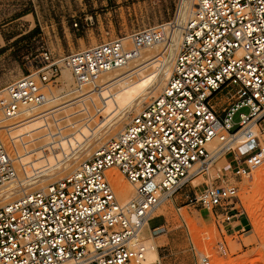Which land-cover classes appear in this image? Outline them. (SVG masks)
Listing matches in <instances>:
<instances>
[{
    "label": "built area",
    "instance_id": "obj_1",
    "mask_svg": "<svg viewBox=\"0 0 264 264\" xmlns=\"http://www.w3.org/2000/svg\"><path fill=\"white\" fill-rule=\"evenodd\" d=\"M175 40L162 90L116 135L57 180L0 206V264H143L140 234L145 225L158 233L149 227L153 214L227 156L229 173L217 172L220 184H205L188 203L218 223L232 220L238 188L226 178L249 179L264 166L255 132L264 134V0H177L169 21L127 38L61 58L38 53L27 74L0 89V189L19 188L71 163L85 142L63 148L80 125L102 119L104 103L95 100L101 76L148 47L158 44L164 54ZM64 69L73 83L54 93L65 86ZM225 96L230 102L221 109ZM36 120L38 134H15ZM36 155L58 163L31 172L24 159ZM112 168L133 188L124 203L107 178ZM200 264H211L209 257Z\"/></svg>",
    "mask_w": 264,
    "mask_h": 264
},
{
    "label": "rangeland",
    "instance_id": "obj_2",
    "mask_svg": "<svg viewBox=\"0 0 264 264\" xmlns=\"http://www.w3.org/2000/svg\"><path fill=\"white\" fill-rule=\"evenodd\" d=\"M176 3L177 0H0V89L27 74L31 70L30 62L43 50H48L55 58H61L101 42L127 38L134 32L169 21L175 12ZM157 48L143 50L139 60L128 67L137 72L131 76L134 84L122 99L120 97L116 101L110 98V93L107 94V89L104 90L106 86L99 89L96 101L105 96L103 100L106 101V106L104 108L107 111L104 109L102 119L95 126L90 125L87 128L80 125L78 132L81 131L80 129L83 130L81 131L82 137L75 135L70 139L72 147L85 142L86 145L79 154L83 153L86 148H91L79 158L83 156L85 159L100 144L116 135L131 115L141 110L162 90L165 80L154 95L148 92L150 85L147 86L146 83L152 79L153 81L158 79L163 68V64H159L160 60L151 65L145 62L150 56L159 55L161 47L157 46ZM140 73H142L143 80L137 82L135 77ZM62 80L65 86L53 88L54 93L69 88L73 83L72 79L71 82H67L63 76ZM136 98L141 101L140 107L137 110L134 106L129 108L133 99ZM229 102V97L225 96L218 106L223 109ZM118 112L126 114V117L117 127L119 129L110 130L109 128L118 118ZM234 121H238L237 115ZM40 126L41 122L38 120L25 123L16 129L15 134L34 136L39 133ZM86 129L89 131L88 134ZM95 129L96 133L99 132L98 136L88 141ZM256 134L264 145V134H258L257 129ZM98 137L101 139L98 140ZM71 143L68 144V150L63 148L64 152L72 148ZM38 157L39 155L33 159L26 157L24 161L29 163L30 170L45 171L50 160L45 162L48 163L46 165L42 163L43 161H39L42 156L39 159ZM76 157L73 160H76ZM79 158L77 161L72 160L73 163L67 171L76 166L73 164L78 162ZM230 160V156L217 160L207 176L194 179L153 214L154 218L149 222V227H157L156 233H158L153 236L151 230L144 229L141 235L144 244L146 242L149 244L152 240L156 245L158 260L153 264H200L202 256H208L211 264H264V166L254 172L249 179L226 178L238 188L236 211L232 214L238 215V218L243 220V231L241 232L236 233L241 227L233 230L227 226L228 223H218L213 218H208L205 211L188 203V197L202 190L205 184H220V181L215 180L217 172L221 169L223 174L229 173L227 166ZM63 171L61 168L52 170L54 176H51V173L43 175L36 181L47 178L46 182L35 184L31 190L44 187L49 182L57 180L62 176L60 173ZM123 180L126 181L124 178ZM112 188L116 193L114 187ZM116 195L118 196L117 193ZM15 198L17 197L0 202V206ZM200 211L203 212L205 221L201 218ZM220 247H222L221 250Z\"/></svg>",
    "mask_w": 264,
    "mask_h": 264
},
{
    "label": "bare ground",
    "instance_id": "obj_3",
    "mask_svg": "<svg viewBox=\"0 0 264 264\" xmlns=\"http://www.w3.org/2000/svg\"><path fill=\"white\" fill-rule=\"evenodd\" d=\"M177 40H175L174 41V43L172 44V46H171V48H169L167 51H165V53L163 54V52H162V50L160 51V53H159V55L158 54H156V55H152V56H150L149 58H147V60L145 61L146 63H148L149 65H151L152 63H155V62H158V60H160L159 61V64H163V68L161 69V71H160V75L158 76V79H156L155 81H153V79L151 80V81H145L146 83H147V86H149L150 85V89L148 90V92H150V94L151 95H154L155 93H156V91L159 89V87H161V85H162V83L164 82V80L166 81L167 80V78L169 77V75H170V73H171V67H172V61H173V57H174V52H175V50H176V46H177ZM157 46L158 47H161L160 45H154V46H152V47H148V48H146V49H149V48H157ZM146 49H143V50H145L146 51ZM152 49V50H153ZM158 49V48H157ZM143 50H141L140 52H139V55H138V57L137 58H135V59H133V60H131L129 63H127L125 66H123V67H121V68H118V69H114V70H111V71H109V72H107V73H105V74H103L102 76H101V79H100V86L102 87V86H106L105 87V89L104 90H106L107 89V94L108 93H110L109 94V97L110 98H114L116 101H118V99L121 97V99L124 97V96H126L127 95V93H128V91L130 90V88L133 86V84H134V82H133V78L131 77L133 74H135L137 71H135L134 69H128V67L131 65V64H133L134 62H136V61H138L139 60V56H142V53L144 52ZM151 50V49H150ZM144 62V63H145ZM147 64V65H148ZM146 65V66H147ZM145 66V65H144ZM139 68V67H138ZM142 68V67H141ZM136 69V68H135ZM168 69H169V73H168ZM66 71H63V77H64V79L67 81V82H71V79H72V77H71V74H69L68 72H69V70H67V69H65ZM134 70V71H133ZM138 70V69H137ZM143 72H144V70H143V68L141 69ZM68 71V72H67ZM142 72V73H143ZM142 73H140V74H136V77H135V79H137V82H141V79H142ZM167 74H168V76H167ZM145 77H147V76H145ZM160 78V79H159ZM166 78V79H165ZM143 80V79H142ZM136 84V83H135ZM164 84V83H163ZM117 86V87H116ZM122 86V87H121ZM120 88V89H116V88ZM100 89H102V88H100ZM117 90V91H116ZM99 92H100V90H99ZM103 93H105V92H103ZM99 94V93H98ZM149 94V95H150ZM106 95V94H105ZM103 96H104V94H103ZM108 97V96H107ZM139 97V96H138ZM109 98V99H110ZM99 99H100V96H99ZM103 99H105V96H104V98H102L101 100H98L97 102H102V103H104V107L106 106V101H104ZM142 99V98H141ZM96 100V99H95ZM121 101V100H120ZM140 103H141V101H138V98H136L135 100L133 99V102H132V104L130 105V107L129 108H131L132 106H134V108H136V110L140 107ZM109 106V105H108ZM111 107H112V105H111ZM113 108V107H112ZM116 108V107H115ZM114 108V109H115ZM105 109V108H104ZM110 109V108H109ZM106 110V109H105ZM117 110V109H116ZM107 111V110H106ZM114 111V110H113ZM109 112V111H108ZM114 113V112H113ZM118 114V118H117V120H116V122L111 126V128H109L110 130H115V129H119V128H117V127H119V125H120V123H121V121L126 117V114H123V113H117ZM120 114V115H119ZM82 126H85V127H87V128H89L90 127V124L88 125V124H86V125H82ZM22 127V126H21ZM41 127V126H40ZM20 128V127H19ZM123 128V127H122ZM18 129V128H17ZM79 130V129H78ZM78 130H77V132H78ZM81 131H83L82 129H80ZM88 129H86V132H87V134H88V132L89 131H87ZM81 131H79L78 132V134H75L76 136L77 135H80L81 137H82V135H83V133L81 132ZM84 132H85V129H84ZM255 132H256V129H255ZM91 133V132H90ZM86 134V133H85ZM79 136V137H80ZM84 136H86V135H84ZM102 136V135H101ZM88 137V136H87ZM103 137V136H102ZM78 138V137H77ZM84 139V138H83ZM99 139H101V138H99L98 137V140ZM73 140V139H72ZM71 141V140H70ZM83 141V140H82ZM73 142V141H72ZM71 143V142H70ZM96 143V142H95ZM95 143H93V144H95ZM92 144V143H91ZM92 144V145H93ZM72 145V143L70 144V147H72L71 146ZM77 145V144H76ZM68 147V146H67ZM89 147H90V145H89ZM84 148V147H83ZM94 148V147H93ZM208 148L209 149H215L216 148V145H215V143L214 142H212L209 146H208ZM65 149H67V148H65ZM89 149H91V148H86L84 151H83V153H81V154H79V152H78V157H76V160H73V161H77V158H79L82 154H84V153H86V152H88L89 151ZM64 150V149H63ZM68 150V149H67ZM70 150V149H69ZM66 151V150H65ZM76 155V156H77ZM59 157V156H58ZM40 158V156L38 157V159ZM42 159L41 160H39V161H43L42 163H45V162H47V161H49V163L51 164H46L47 165V169H50V168H52L53 166H52V164H56V163H58V161H57V158L56 157H54V159H53V157L51 158V157H46V156H42L41 157ZM60 158V157H59ZM73 161L71 162V163H69V164H67V165H65V167H62L63 168V170H66V169H68V167H70L71 165L70 164H72L73 163ZM51 162H53V163H51ZM43 165V164H42ZM46 165H45V168H46ZM44 167V166H43ZM36 169V168H35ZM61 169V168H60ZM40 170V169H39ZM44 171V170H43ZM52 171V170H51ZM31 172H35V171H33L32 169H31ZM50 174V173H49ZM59 174V173H58ZM51 176L53 175L52 174V172H51V174H50ZM106 175H107V178H108V180H109V182H110V184H111V186L112 187H114V189H115V191H116V193L118 194V198H119V201L121 202V203H124V202H126V201H128L132 196H133V193H134V191H133V188H132V186L129 184V183H127L126 181H124L123 180V176L118 172V170L117 169H115V168H112V169H110V170H108L107 172H106ZM50 176V177H51ZM54 176V175H53ZM49 177V178H50ZM46 180H47V178H45ZM45 179H43V180H38V181H36L35 183L33 182V184H31L32 182H27V184L26 183H24L23 184V186H21V187H17V186H7V187H5V188H1L0 189V198H1V200H0V202L2 203V202H6V201H8V200H10L11 198H14V197H19L22 193H24V192H30V191H32L31 190V187L33 186L34 187V185L36 184H38V183H41L42 184V182H46V180ZM28 184H31V185H28ZM28 185V186H27ZM27 187H30V188H27ZM27 188V189H26ZM37 188V187H36ZM16 199V198H15ZM147 225H145L144 227H143V229L141 230V234H140V236L142 235V231L144 230V228L146 227ZM149 229V228H148ZM145 230H146V228H145ZM141 239H142V236H141ZM145 245V248H146V251H145V260H144V262H143V264H153L155 261H157L158 260V255H157V251H156V245L154 244V242L152 241V240H150V243L148 244L147 242L144 244Z\"/></svg>",
    "mask_w": 264,
    "mask_h": 264
},
{
    "label": "crops",
    "instance_id": "obj_4",
    "mask_svg": "<svg viewBox=\"0 0 264 264\" xmlns=\"http://www.w3.org/2000/svg\"><path fill=\"white\" fill-rule=\"evenodd\" d=\"M200 216L205 221V219L203 218V212L201 211H200ZM238 217H239L238 215H233L232 220L227 224V226H229L233 230L238 227H241V229H239L236 233L243 231V220L239 219ZM145 228L148 229V226H146Z\"/></svg>",
    "mask_w": 264,
    "mask_h": 264
}]
</instances>
